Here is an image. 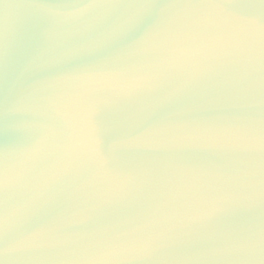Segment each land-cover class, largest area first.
<instances>
[{"label": "snow or ice", "instance_id": "snow-or-ice-1", "mask_svg": "<svg viewBox=\"0 0 264 264\" xmlns=\"http://www.w3.org/2000/svg\"><path fill=\"white\" fill-rule=\"evenodd\" d=\"M36 11L59 25L114 17L86 44L43 55L44 63L114 44L128 47L129 40L141 45L151 39L152 47L118 82L105 77L122 67L100 70L119 64L121 57L109 54L34 90L23 107L55 122H38L39 135L25 152L6 149L0 159V264H161L164 255L206 258L202 264H264V0H66L39 4ZM5 21L7 32V15ZM189 33L226 50L234 70L227 76L168 75L177 66V42ZM135 98L141 99L125 107ZM105 109L132 122L107 154L98 119ZM145 112L156 118L146 119ZM74 125L88 129L76 143L70 142ZM122 152L133 155V170L110 165ZM53 158L64 174L49 165ZM24 168L42 179L17 205L16 177ZM73 168L76 180L69 181L65 176ZM146 199L156 202L148 214L138 213L124 226L98 227L113 225L115 212ZM53 205L60 209L55 215L41 214ZM257 209L259 224L243 233L218 228L230 216Z\"/></svg>", "mask_w": 264, "mask_h": 264}, {"label": "water", "instance_id": "water-1", "mask_svg": "<svg viewBox=\"0 0 264 264\" xmlns=\"http://www.w3.org/2000/svg\"><path fill=\"white\" fill-rule=\"evenodd\" d=\"M65 2L66 0H0V159H2L6 149L12 148L20 153L25 152L39 135L40 129L35 126L38 122L49 124L55 122L54 118L45 120L44 117L38 116L27 107H23L33 99L34 90L63 76L66 71L88 65L109 54L121 57L119 64H108L100 70H108L114 66L122 67L120 72L105 77L113 83L118 82L125 78L123 73L129 67L144 60L145 49L152 47L151 39L141 45H136L129 40L128 47L122 48L121 45L114 44L96 53H85L65 61L44 63L41 60L43 55L51 53L53 49L59 51L86 44L87 41L104 31L112 22L111 19L114 18L109 17L99 22L85 20L78 21L75 25H59L52 18L39 15L36 11V6L39 4L60 5ZM73 2L88 3L90 0H73ZM119 2H128V0H119ZM152 2L164 5L173 2V0H152ZM104 12L103 9L97 10L100 15H104ZM6 15L8 16L7 32L5 30ZM150 22L148 21V23ZM68 31L72 33L71 38H49V33ZM177 46L180 49L175 54L177 66L168 75L227 76L234 70L232 67L233 58L229 53L205 36L189 33L180 37ZM139 99L141 98L124 102L125 107L131 108ZM124 116L123 112L105 109L98 117L106 129L101 144V149L106 154L109 152L112 143L120 137L121 130L132 127V122H125ZM144 116L149 120L156 118V114L149 112H145ZM28 125L33 126L28 127ZM70 133V142L76 143L87 137L88 129L74 125L70 129ZM72 158L74 156L68 157V159ZM215 162L225 163L219 159H216ZM48 163L57 173L64 174L63 164L60 161L53 158ZM109 163L117 170L131 171L135 168L136 160L131 153L122 152L114 155ZM41 179L42 177L37 176L36 173L24 168L16 177V184L20 193L12 203L17 205L24 203L29 198L30 192L40 185ZM65 179L76 180L75 168L65 176ZM79 184L80 181L77 180L72 186L77 188ZM155 203L146 199L135 209L117 211L114 213L116 221L113 225L105 224L98 227L103 230L104 228L124 226L123 221L138 213L148 214L154 209ZM3 210L2 195H0V214L3 213ZM59 210V207L53 205L42 209L41 214L47 218L55 215ZM72 219L78 221L82 217L73 216ZM252 224H259L258 209L255 213L230 216L224 219L218 228L224 231L243 233ZM3 243V239L0 238V246H3ZM204 259L206 258L164 255L161 257V264H202ZM124 264H145V262L126 259Z\"/></svg>", "mask_w": 264, "mask_h": 264}]
</instances>
